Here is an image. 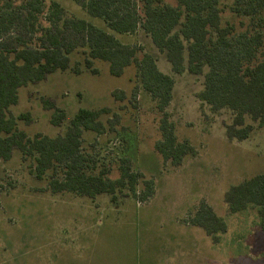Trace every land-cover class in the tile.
Segmentation results:
<instances>
[{"label": "rangeland", "instance_id": "rangeland-1", "mask_svg": "<svg viewBox=\"0 0 264 264\" xmlns=\"http://www.w3.org/2000/svg\"><path fill=\"white\" fill-rule=\"evenodd\" d=\"M58 1L69 13L104 24L75 2ZM231 3L221 0L224 21L240 27L242 18L230 12ZM121 39L137 41L154 55L162 71L174 77L167 110L178 140L191 144L195 154L174 166L155 149L161 138L160 113L141 87L133 96L138 82L134 66L116 77L106 62L95 60L97 73L58 71L22 87L11 112L31 113L30 123L18 124L30 136L64 133L79 108L109 107L111 112L102 116L105 133L85 135L83 148L93 158V167L108 169V176L116 179L120 158L129 156L134 171L154 178L156 191L146 202L126 189L117 192V203L108 194L98 195L94 206L102 213V223L98 229L90 228L86 217L94 215L92 201L43 190L49 177L38 180L31 160L15 151L10 160H0V264H264V231L256 211L232 214L223 197L230 185L264 172V128H256L246 140L228 138L224 124L232 121L233 113L226 108L214 113L198 99L203 75L174 73L142 28ZM83 57L73 54L72 63L82 65ZM114 90L124 91L126 98L116 99ZM44 99L66 110L67 118L59 126L51 123L53 110L44 108ZM55 176H61L59 170ZM204 203L227 224L225 232L216 234L218 241L187 221Z\"/></svg>", "mask_w": 264, "mask_h": 264}, {"label": "trees", "instance_id": "trees-1", "mask_svg": "<svg viewBox=\"0 0 264 264\" xmlns=\"http://www.w3.org/2000/svg\"><path fill=\"white\" fill-rule=\"evenodd\" d=\"M71 1L104 24L69 13L58 0L0 3V160H10L15 151L30 159L38 180L49 177L43 190L92 199L108 194L115 203L123 189L140 202L155 194L154 178L134 171L129 156L120 158V175L111 179L108 169L93 167V158L84 150L86 133H105L102 116L111 112L109 107L79 108L65 132L55 136H30L18 124L30 123L31 113L11 112L22 87L58 71L97 73L95 60L106 62L116 77L131 66L136 68L133 96L141 87L156 103L161 138L155 149L165 161L179 166L195 154L191 144L178 140L167 110L173 100L174 77L162 71L154 55L137 41L121 39L139 28L165 54L174 73L204 76L198 99L214 113L225 108L233 113L232 121L224 124L228 138L246 140L256 128H264V0H232L229 9L242 18L240 27L224 21L221 0H176V5L163 0ZM78 53L84 56L82 65L72 63L73 54ZM112 94L119 100L126 98L121 90ZM43 106L53 110V125L66 120V110L50 100L44 99ZM58 170L60 177L55 176ZM223 197L232 214L255 210L264 231V172L230 185ZM187 221L202 227L215 241L216 234L227 229L225 220L205 203Z\"/></svg>", "mask_w": 264, "mask_h": 264}, {"label": "crops", "instance_id": "crops-1", "mask_svg": "<svg viewBox=\"0 0 264 264\" xmlns=\"http://www.w3.org/2000/svg\"><path fill=\"white\" fill-rule=\"evenodd\" d=\"M65 194H67V195H73V197H75L74 199L81 200V201H87V202H89L91 200L92 202H89V203L92 204V207L94 208V215L92 217H90V218L89 217H86V221H87L86 222V225L89 226L90 228H95V227H97V229L100 228V226H101L100 224L102 223V221H101L102 220V216L100 215L101 211L99 212L98 211L99 209L98 208L95 209V206H94V204H96L95 203V200L98 199V196L96 198H94V199L89 198V197H83V196L74 195V194H71V193L56 194V196H64ZM86 198H89V199L86 200Z\"/></svg>", "mask_w": 264, "mask_h": 264}]
</instances>
